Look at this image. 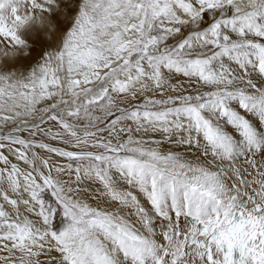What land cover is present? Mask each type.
Listing matches in <instances>:
<instances>
[{
  "label": "snow or ice",
  "instance_id": "snow-or-ice-1",
  "mask_svg": "<svg viewBox=\"0 0 264 264\" xmlns=\"http://www.w3.org/2000/svg\"><path fill=\"white\" fill-rule=\"evenodd\" d=\"M0 264H264V0H0Z\"/></svg>",
  "mask_w": 264,
  "mask_h": 264
}]
</instances>
